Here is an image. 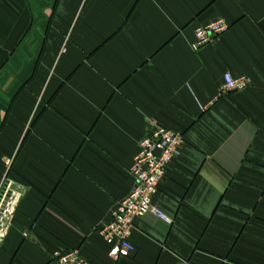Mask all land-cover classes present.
Instances as JSON below:
<instances>
[{"label":"crops","instance_id":"crops-1","mask_svg":"<svg viewBox=\"0 0 264 264\" xmlns=\"http://www.w3.org/2000/svg\"><path fill=\"white\" fill-rule=\"evenodd\" d=\"M227 73L251 84L215 101ZM153 124L185 140L154 198L172 223L136 220L115 261L99 231ZM25 131L0 264H264V0H0L1 157Z\"/></svg>","mask_w":264,"mask_h":264},{"label":"built area","instance_id":"built-area-1","mask_svg":"<svg viewBox=\"0 0 264 264\" xmlns=\"http://www.w3.org/2000/svg\"><path fill=\"white\" fill-rule=\"evenodd\" d=\"M229 24L224 20H217L195 32L196 40L192 44L194 51L214 44L219 37L229 30ZM247 78H234L231 73L224 76L215 101L228 97L233 93L242 92L250 86ZM184 136L168 130L158 124H153L150 134L140 143V151L131 168L135 180V188L113 212L110 222L104 226L99 235L109 246V257L115 261L128 258L135 254L136 247L131 240L136 220L154 215L160 220L172 223L161 209L154 205V198L163 180L167 168L180 155L184 145ZM1 195V192H0ZM8 191L0 196V246L5 241L12 224L15 208L12 211L1 212L6 202ZM16 198L11 206L16 205ZM52 264H92L78 250L64 254L55 253Z\"/></svg>","mask_w":264,"mask_h":264},{"label":"rangeland","instance_id":"rangeland-1","mask_svg":"<svg viewBox=\"0 0 264 264\" xmlns=\"http://www.w3.org/2000/svg\"><path fill=\"white\" fill-rule=\"evenodd\" d=\"M30 123L28 124L27 126V129L30 127ZM26 129V130H27ZM28 131V130H27ZM13 136L11 139H10V142H12L11 144V152L8 153L7 156H4V157H1L0 156V163H3L5 165H7V170L5 172V175L4 177L2 178V181L0 182V192H1V195H5L6 191H8V197H7V200L6 202L2 205V209H1V212L4 213L5 210L6 211H12V208L14 210L15 206H11V203L14 202V199L16 198L15 197V185L11 183V180L12 177L10 176V173H11V169H12V164L14 163L15 161V157H16V154H17V151L20 149V147L22 146L25 138H26V131H25V134L23 135V138L22 139H18L15 137V135H11ZM0 195V196H1Z\"/></svg>","mask_w":264,"mask_h":264}]
</instances>
